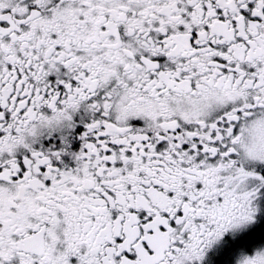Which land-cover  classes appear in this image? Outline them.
<instances>
[{
	"label": "snow or ice",
	"instance_id": "obj_1",
	"mask_svg": "<svg viewBox=\"0 0 264 264\" xmlns=\"http://www.w3.org/2000/svg\"><path fill=\"white\" fill-rule=\"evenodd\" d=\"M0 264H264V0H0Z\"/></svg>",
	"mask_w": 264,
	"mask_h": 264
}]
</instances>
